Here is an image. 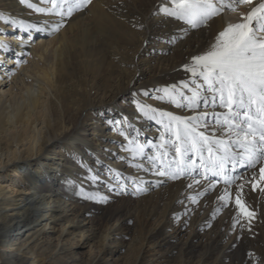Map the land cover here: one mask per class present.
I'll return each mask as SVG.
<instances>
[{
	"label": "bare ground",
	"instance_id": "1",
	"mask_svg": "<svg viewBox=\"0 0 264 264\" xmlns=\"http://www.w3.org/2000/svg\"><path fill=\"white\" fill-rule=\"evenodd\" d=\"M161 6L170 7V0H92L49 35L59 17L0 0V13L46 28L31 31L29 40L0 20V42L10 46L0 48V264H85L82 257L70 259L63 242L77 235L91 242L87 264H264V196L245 188L257 218L251 230L234 228L235 185L230 206L221 207L217 197L226 185L219 177L197 170L172 180L156 175L159 163L154 168L147 159L167 150L171 160L175 153L170 145L159 148L161 134H170L136 102L180 117L206 112L209 126L200 130L216 128L213 113L225 109L213 106L211 93H202L207 105L189 109L158 99V90L181 82L195 87L184 65L239 19L225 10L208 26L192 28L159 12ZM17 37L27 43L21 47ZM16 60L27 63L17 67ZM14 79L15 90L2 91ZM121 131L157 149L145 147L147 155L133 159ZM137 186L146 190L137 193Z\"/></svg>",
	"mask_w": 264,
	"mask_h": 264
},
{
	"label": "snow or ice",
	"instance_id": "2",
	"mask_svg": "<svg viewBox=\"0 0 264 264\" xmlns=\"http://www.w3.org/2000/svg\"><path fill=\"white\" fill-rule=\"evenodd\" d=\"M91 2L92 0H40V4L50 5L42 7L32 0H19L20 4L35 13L59 17V21L50 27L49 35L58 32L64 27L66 18L84 10ZM170 4V7L161 6L159 12L183 21L192 28L208 26L213 18L220 16L225 10L238 15L236 22H227L222 30L218 31L213 42L203 53L192 56L191 64L184 65L185 70L194 78L192 83L195 87L181 82L180 87L171 85L158 90L163 92L158 99H167L177 107L189 109H196L200 103L207 105L208 99L202 93H211L213 106L225 111L213 113L216 128L212 134H207L200 130L202 126H209L206 112L180 117L136 102V108L143 116L155 120L170 134L169 137L161 134L159 148L165 149L170 145L175 155L171 160L167 159V150L157 155H147L145 147L150 146L156 150V144L149 141L145 145L130 139L121 131L120 135L128 141L123 149L130 152L133 159L147 155L154 168L159 163L160 167L155 171L158 176L175 180L201 170L205 175L219 177L226 185L222 194L217 197L223 202L221 207L230 206L232 193L229 187L235 185L234 203L238 215L233 217V227L240 225L251 230L257 212L244 200L245 188L250 185L252 192L264 196V0H170ZM242 6H248L247 10L240 11ZM0 20H3L5 25L27 32L29 40L31 31H46L45 27H38L3 13H0ZM2 31L0 29V32ZM17 39L20 40L21 47L27 43L19 37ZM9 47L6 42H0V48L4 51H9ZM15 63L19 67L26 61L16 60ZM6 74L10 77L14 71H7ZM196 78L202 82L197 83ZM182 89H188L191 95H185ZM144 95L147 96L148 92H144ZM123 123L126 127H131L127 120ZM217 132L221 135H217ZM228 164H231L230 169L226 168ZM257 166L258 176L255 171ZM248 170H253L251 180L247 176ZM113 172V178L118 179L120 174L114 170ZM92 179L95 180L96 177ZM193 183L199 182L193 178ZM209 186L214 189L216 184L210 183ZM118 187L123 191L125 186L118 184ZM188 187L191 188L192 185ZM145 190L141 186L136 187L137 193ZM81 192L83 193V188ZM86 198L97 197L95 194H88ZM99 198L107 202V197ZM190 199L193 203L197 202L196 197ZM221 207L215 209L213 218L221 211ZM241 219L246 223L241 224Z\"/></svg>",
	"mask_w": 264,
	"mask_h": 264
},
{
	"label": "rangeland",
	"instance_id": "3",
	"mask_svg": "<svg viewBox=\"0 0 264 264\" xmlns=\"http://www.w3.org/2000/svg\"><path fill=\"white\" fill-rule=\"evenodd\" d=\"M38 36L36 35L35 38H37ZM5 61L6 60H4V62ZM14 81H15V79L5 82V84L2 85V91H4L5 93H11L13 90H15V82ZM184 231H186V230H184ZM63 242L67 246H69L71 248V250L73 251V253H72V251H71V253H69V255H71L70 259L75 260L79 256V257H82L85 260V264H87V261L89 259L90 254H91L90 252H92L91 248H90L91 242L83 243V241L81 239H79L78 235L76 237H72V238H68V239L65 238L63 240ZM74 262H70L69 264H75ZM82 264H84V262ZM97 264H102V262L99 261Z\"/></svg>",
	"mask_w": 264,
	"mask_h": 264
}]
</instances>
